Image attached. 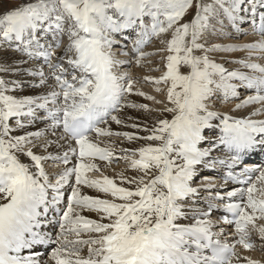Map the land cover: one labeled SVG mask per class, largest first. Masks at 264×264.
Returning <instances> with one entry per match:
<instances>
[{
    "label": "snow or ice",
    "instance_id": "6c2138e0",
    "mask_svg": "<svg viewBox=\"0 0 264 264\" xmlns=\"http://www.w3.org/2000/svg\"><path fill=\"white\" fill-rule=\"evenodd\" d=\"M0 45V264H264V0H0Z\"/></svg>",
    "mask_w": 264,
    "mask_h": 264
},
{
    "label": "bare ground",
    "instance_id": "6f19581e",
    "mask_svg": "<svg viewBox=\"0 0 264 264\" xmlns=\"http://www.w3.org/2000/svg\"><path fill=\"white\" fill-rule=\"evenodd\" d=\"M245 27L247 28V25H245ZM255 39H258V37L254 36V35H248V36L241 37L239 40H234V42H233V40H229V39L218 40V41L222 42V43H246V42H251V41H253ZM153 40H155V39H153ZM159 46H160L159 45V41L156 40L153 44H150V46H147L145 50L146 51H154ZM10 50H12V48L7 47L6 45H0V61L14 62L16 59H18L20 57L19 53L14 52V51H10ZM244 55H245L244 52H232V53H223V52H221V53L215 54V59L217 60V62L224 63L225 67L228 68L229 70H232L233 68H239L240 66L237 65V64L229 63L228 61L243 57ZM153 58L155 60L157 58L159 59L158 56L157 57H153ZM153 58H151V59H153ZM258 62L264 63V59H259ZM242 70L247 71L245 69H242ZM121 71L129 72V74L131 76H133L134 78H136V79H140L143 76V74H144V70L143 69H139V68L135 67L134 65L132 67L125 66L124 68L121 69ZM141 82H142V80H141ZM144 84L145 83H143V85ZM146 88H148L147 90L151 89V93L152 92L154 93L153 88H152V86L150 84L146 85ZM241 93H244L243 96H241V99L244 98L245 95L249 94V93L244 92L243 90H241ZM135 99H137L139 102L148 103L147 101H145V100H143L142 98H139V97H136ZM158 99H160V98H158ZM239 102H240L239 100H231V101H229L227 103H223L221 101H217L215 107H216V110H218V111H220L222 113H226L228 115L237 116V117L247 115V113L251 110V108L257 107L256 105H253V106H250L247 109H240L238 111H233V109L235 108V105L237 103H239ZM157 107H159V106L157 105ZM133 114L134 115H143L142 113H133ZM258 118H261V117H258ZM113 127H115V125H113ZM120 146H123V147H126V148H130V147H135L137 145H135V144L130 145V144L126 143V142L118 141L117 149H116L117 152H119ZM49 170H51V169H49ZM120 171H125V173L129 174V175L131 174V172L128 171V166L125 164V162L122 159L120 161H118V162H113V164L106 169L105 174H107L109 176H114L116 173H118ZM206 175H210L211 176V173H206ZM261 251L262 250H260L259 247H257V249H255V250H249V251L242 250L241 254L243 256H249L252 259L264 262V254H262ZM250 253H251V256H250Z\"/></svg>",
    "mask_w": 264,
    "mask_h": 264
},
{
    "label": "rangeland",
    "instance_id": "374dc122",
    "mask_svg": "<svg viewBox=\"0 0 264 264\" xmlns=\"http://www.w3.org/2000/svg\"><path fill=\"white\" fill-rule=\"evenodd\" d=\"M11 2L13 3V4H18V3H20L21 2V0H11ZM222 40H226L225 38L224 39H222ZM156 40H153L152 41V43L151 44H153L154 42H155ZM217 42H219V41H217ZM233 42H234V40H233ZM147 46H150V44L149 45H147ZM146 46V47H147ZM152 46V45H151ZM10 51H13V50H10ZM20 54V53H19ZM153 60H154V62H156V61H158L159 59L157 58L156 60L153 58ZM129 69V68H128ZM138 80H140V79H138ZM142 82H140V83H138L136 86L137 87H139L141 90H143V91H145V92H148V93H150V94H153V95H157L155 92L153 93H151V89H149V90H147L148 88H146V85H148V84H144L143 85V83L141 84ZM152 86V85H151ZM152 88H153V86H152ZM243 94L244 93H241V96H243ZM158 97L157 98H161L159 95H157ZM149 104H150V106H152L153 105V107H157V105H154L153 104V102L152 101H147ZM262 252V254H264L263 252L264 251H261ZM250 256H251V253H250Z\"/></svg>",
    "mask_w": 264,
    "mask_h": 264
}]
</instances>
